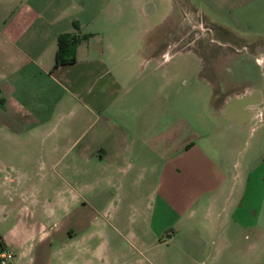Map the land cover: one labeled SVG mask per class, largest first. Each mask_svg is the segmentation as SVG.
<instances>
[{"label":"crops","instance_id":"0c3cea01","mask_svg":"<svg viewBox=\"0 0 264 264\" xmlns=\"http://www.w3.org/2000/svg\"><path fill=\"white\" fill-rule=\"evenodd\" d=\"M199 1L215 12L264 16V0ZM112 12L125 15L121 7ZM94 16L92 0H0V155L14 158L7 147L14 140L23 149L18 166L10 160L0 172V248L12 252L5 264H119L126 248H137L132 238L177 240L197 256L216 250L213 224L236 223L254 185L264 200V122L256 150L230 163L205 149L186 115L189 95L193 108L211 102L200 68L193 83L175 90L150 80L119 93L127 63L151 70L164 63L151 36L112 41L130 48L112 58L92 55L82 36L74 60L52 67L57 34L78 37ZM172 68L160 75L164 84L173 81ZM18 128L35 131L15 138ZM235 135L230 128L226 139ZM248 207L246 218L264 224V201Z\"/></svg>","mask_w":264,"mask_h":264},{"label":"rangeland","instance_id":"374dc122","mask_svg":"<svg viewBox=\"0 0 264 264\" xmlns=\"http://www.w3.org/2000/svg\"><path fill=\"white\" fill-rule=\"evenodd\" d=\"M186 1L108 0V4H104L101 0H92L95 16L83 26L88 30L78 36L76 45L84 40L83 36L92 55L106 53V58H112L117 52H130L129 46L119 47L112 41L128 37L143 40L148 36L158 39L162 46L156 48L157 55L165 56L164 63L152 70L151 64L127 63L126 84L120 86L119 93L128 85L135 89L145 88L150 80L159 89L167 86L175 90L188 85L187 81L191 83L200 68L212 87L211 102L206 108L200 105L193 108L195 99L189 95L191 108L186 115L203 132L205 149L213 155L218 152L226 154L231 163L247 151L256 150L253 142L261 134L264 122V16L244 11L230 15L215 12L201 4L199 6V0ZM118 7L125 12L120 18L112 12ZM105 8L111 12L108 13ZM118 23L129 24L128 30L116 32L108 29V26ZM111 65H114L113 61ZM167 67H173L170 70L174 72V77L173 81L171 79L164 84L160 75ZM151 72H155L156 76L151 78ZM161 102L165 101L159 100ZM195 109L200 111V118L195 117ZM50 112H46L47 115ZM253 112L255 115H252ZM230 128L236 132L232 141L226 139ZM45 129L48 130V126ZM34 131L33 128H18L13 130V135L15 138L24 137L34 134ZM10 144L7 147L14 158L0 155V172H6L10 160L18 166L16 157L23 150L22 144L16 140ZM1 145L5 148V144ZM252 179L258 185L256 174ZM261 193L254 185L251 197L243 198L234 212L236 223L221 218L220 222L213 224L217 234L216 250L209 248L197 256L183 252L177 240L154 244L145 238H132L137 248H126L124 260L119 264H264V235L260 230L264 224L246 218L247 210H250L248 206L264 201L261 200ZM1 201L3 199L0 198ZM166 237L164 232L158 239Z\"/></svg>","mask_w":264,"mask_h":264},{"label":"trees","instance_id":"16d2710c","mask_svg":"<svg viewBox=\"0 0 264 264\" xmlns=\"http://www.w3.org/2000/svg\"><path fill=\"white\" fill-rule=\"evenodd\" d=\"M77 40L78 37L68 32H60L57 34L52 67L74 60V50Z\"/></svg>","mask_w":264,"mask_h":264},{"label":"built area","instance_id":"2783aa9c","mask_svg":"<svg viewBox=\"0 0 264 264\" xmlns=\"http://www.w3.org/2000/svg\"><path fill=\"white\" fill-rule=\"evenodd\" d=\"M12 252L7 248H0V264H5L7 259L11 257Z\"/></svg>","mask_w":264,"mask_h":264}]
</instances>
